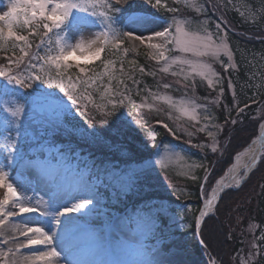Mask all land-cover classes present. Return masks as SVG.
Segmentation results:
<instances>
[{
	"label": "snow or ice",
	"instance_id": "6c2138e0",
	"mask_svg": "<svg viewBox=\"0 0 264 264\" xmlns=\"http://www.w3.org/2000/svg\"><path fill=\"white\" fill-rule=\"evenodd\" d=\"M178 2L179 0H177ZM145 3L152 8L161 6V0H145ZM205 3L213 10L219 8L217 0H205ZM165 7L169 12L180 11L179 7H168L167 5ZM122 10L129 13L127 17L129 22L142 19L143 13L147 11L146 8L137 6L135 0H11L9 10L0 15V22L7 25L8 37L23 41L27 48H31L27 42L28 37L16 35L13 31L14 24L20 20L22 14V24L27 26L29 34L38 35L41 45H49L48 54L44 57H32L28 51L21 49L22 56L16 59L8 57L9 67L0 68V78H3L0 82V137L3 140L0 143V189L3 190V195L0 197V236L8 232L7 238L2 243L12 245V247L7 248L9 254L20 252L22 249L31 251L30 255L24 256V264H94L90 261L68 259L67 255L62 257L61 252L57 251L54 237L56 239L64 237L70 246L78 247L84 237L100 243L105 235V231L96 229L89 219L100 204L97 196L102 181L90 179L93 169L89 168L84 173L82 183L75 184L71 188L60 184L56 174L51 170L58 171L60 166H66L73 150L71 147L65 149L63 145L55 144L54 137L57 132L65 128V116L74 115V106H79L76 109L79 114L85 116L92 123H89L87 127L65 129L66 134H75L84 142L100 147L111 146L109 141L99 134L102 129H95L94 124L111 126L110 122H114L117 126L116 131L119 133L121 121L117 112L120 108L127 107L125 100L128 103L134 102L130 96H124L123 92L104 87L101 96V99L105 100L104 105L93 104V107L100 113V118L97 120L89 111V103L93 101V97L88 93V88L96 85L99 77L89 76L90 69L80 66L79 63L75 64V67L81 75H77L75 78L66 75L65 70L73 67V64L69 62L70 58L75 57L77 60L84 61L99 59L106 47L119 51L126 41H132L133 44L136 42L147 43L155 51L152 58L165 64L169 61V57L165 53L178 50L185 53L195 52L198 56L211 54L217 59L222 55L227 56L228 62L225 64L221 60L220 63L225 70L232 68L233 50L229 47L226 39L228 33L221 25L215 26V36L219 43H216L213 34L205 29L203 37H197L196 45L193 47V40L189 38V34L183 31L175 19L162 30L152 32L149 35L125 31L116 22L117 14L121 13ZM196 11L204 12L205 9L201 6ZM96 25H99L103 30L95 40L86 42L81 39L76 43L69 42L68 34L73 30H82L84 26ZM52 34L56 35L55 40L52 39ZM4 35V29L0 27V38ZM93 44L99 45L94 51L91 50ZM169 45L172 47H168ZM77 52L80 53L79 56H76ZM25 57H27V61ZM33 59L37 62L33 63ZM176 62L173 61V63ZM178 62L181 65L189 63L186 60H179ZM46 66H54L55 74L46 72ZM105 71H107V66H105ZM121 71H123V66H121ZM162 71L168 72V68L163 67ZM180 71L182 72L183 68ZM195 71L196 67L193 66V72ZM149 74L153 75V73ZM178 74L177 72L172 73L173 76ZM199 74L207 78L203 68L200 69ZM212 76L214 79H208L209 86L215 87V83H223V77L218 73L213 71ZM119 83L124 84L122 80ZM133 83H136L134 79ZM9 84L17 85L18 88H9ZM44 85L47 87H42ZM172 86L171 83L163 85L165 89ZM229 86L232 87L231 98L225 96L224 87H221L215 98L199 105L207 113L204 117L206 123L199 128V131L207 134L209 143L197 144L196 146L210 149V152L214 154L219 153L216 157L217 160L225 155L230 156L227 146L218 137L221 133L227 136V127L240 123V118L248 107L247 103L243 108L238 103L233 105L232 102L236 99V86L231 83ZM27 89H33V91L21 92V90ZM124 91H129L127 85H124ZM59 93H64V96H59ZM5 97H15V99H4ZM144 106L143 104L140 105L141 108ZM213 108L220 109L221 117L224 119L223 125L216 123V117L212 112ZM234 112L236 113L235 118H233ZM38 118L43 120L50 130L47 139L42 143L39 142L37 135L25 128L26 121H29L30 124L39 125ZM261 121H264V109H261L259 116L255 119V123L259 125L261 130L257 139L264 149V123ZM128 127L130 128V125ZM163 127L176 135L168 124H164ZM29 142H31V147H27ZM255 142L253 141V144ZM167 147L165 146V151H167ZM248 151L252 153L251 164H255L258 159L264 160V150L259 151V153L252 149ZM241 155L237 154L236 156L238 164ZM208 158L211 159V157ZM152 166L153 162L149 160H146L143 165L144 168ZM218 166L223 167V165ZM195 167L204 169L203 181L199 184L198 190V198L200 195L204 197V208L200 211L198 222L204 223V218L221 200L219 194L224 192L225 187H239L240 182L237 181L235 185L231 183L226 185L225 176L227 174L222 175L219 180L215 179L216 173L212 164L205 166L201 163ZM235 168L236 165H233V168H229L228 172L231 173ZM240 168L241 172L237 175L242 178L243 172L250 168V164H242ZM8 170L35 173L48 185V199L44 200L43 197L34 199L22 194L11 181ZM141 170V168L128 170L125 174L126 183L122 186L123 193L133 189L136 174ZM192 179L197 180L199 178L193 176ZM90 184H94V190L91 193L88 191ZM166 211L167 209L163 205L156 206L148 203L136 209L129 216L122 218L118 227L131 231L133 237L140 233H151L156 228V215ZM216 211L219 209L216 208ZM17 217L46 220L48 231L45 230V227H30L27 224L23 228L12 227L10 221ZM6 226L11 227L12 230L8 231ZM52 227L55 228V232H52ZM108 235L111 237L110 233ZM261 239H264V236ZM201 243L204 241L202 240ZM205 247L207 248V245ZM252 247L255 250L251 252L249 258H241L239 254L236 256V264H253L259 247L255 244ZM147 251L152 256L151 259L133 262V264H161V261L155 258V249H147ZM209 257V264H220V261L211 253H209ZM6 259L4 254L0 253V260ZM7 264H12V261L8 260ZM113 264H119V262H113ZM226 264H232V262L227 261Z\"/></svg>",
	"mask_w": 264,
	"mask_h": 264
},
{
	"label": "rangeland",
	"instance_id": "374dc122",
	"mask_svg": "<svg viewBox=\"0 0 264 264\" xmlns=\"http://www.w3.org/2000/svg\"><path fill=\"white\" fill-rule=\"evenodd\" d=\"M167 1L171 4L167 5L168 7H179L180 11L175 13L169 12L167 8H165V0H161V6H163L162 8L168 12L167 15L160 16L144 12L142 19L135 22H129L127 19L129 14H127L123 19L124 22H121L119 17L117 18V25L125 31H133L136 34L149 35L152 32L162 30L164 27L172 23L173 19H175L183 31L187 32L189 38L193 40V47L196 45V38L203 37L205 29L213 34L214 40H216L215 26L217 24L221 25V27L226 30L220 21L216 20L209 14V6L205 3V0H179L178 3L177 0ZM223 1L228 8L237 10L238 13L245 18L256 16L264 11V0H257V4H253L249 0ZM10 2L11 0H0V15L9 10ZM201 6L204 7L205 11H196V9ZM117 15L120 16V13ZM22 20L23 15L21 14L20 20L13 26L14 33H16V35H24L28 37L27 42L30 45L33 40L39 42L38 35L33 37L28 36L30 35L29 29L22 24ZM0 27L4 29L5 33L4 37L0 38V45L7 46L4 50L10 52L12 48L19 49V54L13 56L11 54L8 57L16 59L22 56L23 52L21 49L28 51L32 57H44L48 54L47 49L49 45H41V42H39L32 50V48L26 47L25 42L17 41L14 37H8L7 25L4 22H0ZM102 30L103 29L99 25L84 26L82 30H73L68 34V39L70 43H76L81 39L86 42H91L96 39ZM52 39H56L55 34H52ZM126 43L127 45L123 44L119 51L106 47L105 52L107 48L111 51L107 58H103V61H101V58L104 57L102 54H105V52L101 53L99 59H92L90 61L77 60L75 57H72L69 62L73 64V67L65 70L66 75L75 78L77 75H81L75 67V64L79 63L80 66L90 69L89 76L99 77L98 83L93 87L88 88V93L93 97V101L89 103V111L97 120L100 118V113L93 107V104L104 105L105 100L101 99L104 87L116 89L119 92H123L124 96L131 97V100L134 103H128V101L125 100L127 107H122L117 112V116L121 121V131L119 133L116 131L117 126L114 122H110L111 126L94 124L95 129H102L99 134L102 135L105 140L109 141L111 146L100 147L84 142L75 134H66L65 129H74L81 126L87 127L89 123H92L85 116L79 114V111L76 110L79 106H74V115L65 116V128H62L56 133L54 140L60 136L59 138L67 140L64 141L65 144L73 146V149H78L85 157L88 152L95 154V151L100 152L103 150L110 157L115 155L122 160L125 158L128 159L129 157L133 158L135 153L147 155L137 157L135 160L130 158L125 162L122 161L123 163L116 160L114 163H111L115 168L109 172L108 178L97 177L91 173L90 179L93 181L100 180L102 181V184L100 186L99 195L97 196L100 204L89 219L90 223L96 229L105 231L104 238L99 243L91 238L84 237L78 247H72L67 243L64 237L60 240L54 237L57 251L61 252L62 257L67 255L68 259L78 260V257H71L66 253V249H78L83 254L84 261L94 262V264H113V262H119V264H133V262L151 259L152 256L147 249H155V258L162 260L167 264H209L210 252L205 248L204 251L200 252L195 247L186 244L182 246L172 245L170 250L162 249L163 241L171 239L174 236H172V234H170L171 236L169 235L170 237L164 236L163 232L158 228L159 221L157 217L154 232L147 234L140 233L135 237H133L131 231L120 229L118 225L122 218L129 216L135 211L130 206L127 207V209H121L126 200L146 195L150 190L153 192L160 190L164 195L169 196L173 194L185 199H190L195 196L194 181L202 183L204 176V169L197 168L195 165L203 163L205 166H208L213 163L212 158L215 157V155H219V153H211L210 149H203L196 146L197 144L205 145L209 143L207 134L199 131V128L205 125L206 121L204 117L207 115L199 105L205 104L208 100L215 98L221 87H224L225 96L228 94L229 96H232V87H230L229 84H234V81L230 76L231 74H229V71H235L237 68V64L234 60V53L231 60L232 68L225 70L220 61L222 60L226 64L228 62L227 56L222 55L217 59L211 54L198 56L195 52L185 53L174 50L165 53L169 57L168 63L165 64L162 61H157L152 58L155 51L151 49L147 43L141 44L136 42L133 44L132 41H126ZM216 43H219V40H216ZM228 45L231 48L229 42ZM98 46V44H93L91 50L94 51ZM126 46L131 47L134 51H141L142 49L147 51V55H149L148 57L156 62V65H154L152 69H146L149 73H153V75H150L153 79L149 82L145 80L142 86H140L138 80L134 84L133 81L132 83H128L121 78L122 71L119 68V58L122 55L125 56V50H127ZM168 47L172 46L169 45ZM79 55L80 53L77 52L76 56ZM8 57L3 58L0 54V68L6 69L9 67L7 62ZM25 60L27 61V57H25ZM179 60H186L189 63L181 65L178 62ZM173 61L177 62L173 63ZM32 62L36 63L37 61L33 59ZM105 66H107V71H105ZM193 66L196 67L195 72H193ZM163 67H167L168 72H163ZM181 68H183L182 72L180 71ZM201 68H203L207 78L199 74ZM45 71L53 75L55 74L54 66H46ZM213 71L223 77V83H215V87L208 85V79H214L212 76ZM173 72L179 74L173 76ZM254 74L253 81H251L250 84L252 85V89L256 90L264 85V72L258 71V74ZM226 77L227 80L225 79ZM2 80L3 78H0V82H2ZM121 80L124 84L119 83ZM165 83H171L173 86L165 89L163 87ZM124 85H127L129 91H124ZM8 87L18 88L17 85L11 84H9ZM42 87L46 88L47 86L44 85ZM32 91L33 89L21 90V92ZM50 91L58 92L59 90ZM59 96L63 97L64 93H59ZM4 99H15V97H5ZM225 103H227V100H225ZM235 103L233 105H235ZM141 104L145 106L141 108ZM261 109H264V100L259 104V107L252 115L258 117ZM218 110L219 108H213L212 112L216 117V123L218 125H223L224 120L220 117V114H218ZM38 121L39 125L30 124L29 121H26L25 128L37 135L42 142L47 139L50 130L43 120L38 118ZM164 124H168L169 128H172L176 135H173L167 128H164ZM129 125L130 128L128 127ZM155 126L162 128L167 136L166 138L169 137L165 141H159L156 147L154 145L156 137ZM230 126L227 127L228 135L231 129ZM73 136L76 137L78 143L71 139ZM126 136L128 138L127 142L125 141ZM227 136H224L223 133H221L218 137L222 139L225 146L229 140ZM179 137L182 138L181 140L186 142L187 145L189 144L191 148L183 146V144H180L178 141L176 142ZM2 142V137H0V143ZM30 146H32L31 142H29L27 147ZM165 146H168L167 151H165ZM208 157H211V159ZM146 160L152 161L153 166L150 168H144L143 165ZM230 165L225 169V172L222 175L227 172ZM212 166L215 173L220 169V166L218 167V165L216 166L212 164ZM130 168H141L142 170L136 174L135 186L133 189L127 193H123L122 186L126 183L125 174ZM88 169L89 166L83 162V157L79 153H76L74 157L69 158L66 166H60L58 171H51L56 174L57 180L60 184L71 188L75 184L84 181V173ZM8 171L10 172L11 181L22 194L28 197H33L34 199H39L40 197H43L44 200L48 199V185H46V183L35 173L20 170ZM193 176H196L199 179L193 180ZM220 177L218 176L215 179L219 180ZM263 184L264 170L262 173L258 174L257 178H255L254 186L250 188L251 193L255 194V191H259ZM93 190L94 184L88 185V191L91 193ZM2 195L3 190L0 189V197H2ZM202 198L203 202L204 197ZM72 202L74 203L75 201L73 200ZM164 203L169 204L167 201ZM236 203V207H241V210L238 213L242 214H239L235 226L232 227L233 235L235 236L234 238H231L234 242L239 239L241 244H239L234 252H228V256H230L229 260L232 264H236L235 258L238 254L241 258H249L251 252L255 250L252 247V245L255 244L259 247V250L256 252L253 264H260L258 262L259 257L264 255V239H261V237L264 236V233L262 230L260 232L257 231L259 225L254 218L249 217V215L245 217L249 211L245 204L243 205L240 199ZM192 205L195 206L196 203H176L175 206L177 208L183 209L180 213H177L175 210H168L170 206L164 205L165 208L168 207L165 213L169 217V222L170 224H173L174 228H182L188 225L192 216L191 212L194 209ZM53 208H55V205H53ZM215 209L212 211V214ZM25 224L30 227H45V230L48 231V227L46 226L47 221L39 218L33 220L17 217L10 221L12 227L23 228ZM6 228H8V231L12 230L9 226H6ZM201 229L199 231L196 229L195 237L198 238L200 246L205 247V242H200V240H202ZM55 231V228L52 227V232ZM108 233L111 234V237ZM7 236L8 232H5L3 236H0V253H3L7 258L6 260H0V264H7L8 260L12 261V264H24V256H27L31 251L29 249H22L20 252L14 254L7 253V248L12 247L11 244L4 245L2 243ZM259 240L262 242H259ZM218 253L223 260L224 257H222L219 251ZM262 264H264V262H262Z\"/></svg>",
	"mask_w": 264,
	"mask_h": 264
},
{
	"label": "trees",
	"instance_id": "16d2710c",
	"mask_svg": "<svg viewBox=\"0 0 264 264\" xmlns=\"http://www.w3.org/2000/svg\"><path fill=\"white\" fill-rule=\"evenodd\" d=\"M249 1H251L253 4H257V0ZM165 2V5H171L167 0H165ZM217 3L219 5L218 10H213L208 5L210 11L209 14L212 15L216 20L220 21V23L226 28V31L228 33L227 39L230 43L231 49L233 50L234 60L237 64V68L235 71H229V74H231L230 76L232 77L234 84L236 85V103L235 100L232 103H238L242 108L244 107L245 103H247L248 105L240 118L241 122L237 125L230 126V133L227 136L229 140L226 145L230 156L225 155L220 160L216 159V155L212 158V164L216 166L223 165V167H220V169H218L216 172V177H220L225 172V169L232 163L233 156L237 152L241 151L242 148H244L250 142H252V140L256 138L258 134L259 125L255 123V119L257 117L252 114H254L256 109L259 107V104H261V102L264 100V85L259 89L253 90L250 82L253 81V75H255L254 73L258 74V71L264 72V11H262L261 14H257L256 16L245 18L240 15L237 10L228 8L223 0H217ZM135 4L137 6L146 8V12L149 14L151 13L160 16L168 14V12L164 10V8H162L163 6L158 7L157 9L159 10H157L149 5H146L145 0H135ZM127 14H129L127 11L122 10L120 16L117 15V18L119 17L120 21L124 22L123 19ZM28 36L33 37V35ZM39 42H37V40L31 41L32 50L38 45ZM124 45H127V43L125 42ZM126 47L127 52L125 56L122 55L119 58V68L121 69V66H123L121 78L128 83H132L133 79L135 81L138 80L140 86H142L145 80H147L148 82L151 81L153 78L152 76H150L149 71L147 70L152 69V67L156 65V62L148 57L149 55H147V51H144L143 49L141 51H134L131 47ZM6 48V45H0V54L3 58L8 57L11 54L12 56L19 54V49L12 48L10 53L9 51L4 50ZM110 51L111 50H109L108 48L106 49V52L104 51L105 54H102V56L104 57L101 58V61L104 60L103 58H107L109 56ZM141 69H143V71H141ZM225 79L227 80V77ZM226 96L228 98H231L229 94ZM218 114H220V109L218 110ZM235 116L236 113L234 112L233 118H235ZM155 127L156 137L154 145L156 147L159 141H165L169 137L166 138L167 136L162 128L158 126ZM59 137L54 140L55 144L63 145L65 149L71 147L73 151L70 153V156L79 153L83 157V162L87 166H89V168L93 169L92 173L101 178L109 177V172H111L115 168V166L111 163H114L116 160H118L120 163H123L122 161L125 162L130 158L135 160V158L137 157L147 155L135 153V156H133V158L129 157L128 159L125 158L124 160H122L117 158L113 154V157H110L103 150L100 152L95 151V154H91L88 152L85 157L78 149H73V146L65 144L64 141L67 140ZM71 139L78 143L76 137L73 136V138ZM181 139L182 138L179 137L176 142L178 141L180 144H183V146L191 148L189 144L187 145L186 142L182 141ZM125 141H128L127 136ZM39 142L41 143V141ZM263 170L264 160H261L258 167L254 169V172L251 173L249 178L245 183H243L240 188L229 189L223 194V197L218 202L219 204L217 206L219 211H216L215 209L213 214L205 219V222L202 224L201 236L202 240L205 242V245H207V248L201 247L198 238L195 237L197 229V214L202 207L203 200L202 195H200L198 198L200 183H197L196 181H194L195 184H193L195 186V198L193 197L190 199H185L181 198V196L179 197L173 194L167 196L164 195L160 190L156 192L150 190L146 195L137 196V198H133L131 200L129 198L122 205L121 209H127V207L130 206L133 208V210H136L148 203H151L156 206L169 205V209L168 207L166 209L172 211L175 210L177 213H180L183 209L177 208L175 206L176 203H196L195 206L192 205L194 209L191 212L192 216L190 222L187 226H184L182 228H174L173 224H170L169 217L165 212L158 213L156 215L159 221L158 228L163 232L164 236H169L170 234L174 236L171 239L163 241L162 249L170 250L172 245L182 246L186 244L190 245L191 247H195L200 252L204 251L205 248L208 249V251L213 256L217 257L221 264H226L227 261H230L228 252H234L239 244H241V241L239 239L235 240V242L232 239L235 236L233 235L232 227L235 226V222L239 214H242L238 213L240 212L241 207L235 206L237 204L236 202L239 199L242 204H245V206L249 210L245 217L249 215V217L254 218V220L257 221L259 225L257 231L260 232L262 230V232L264 233V184L260 188V192L257 190L255 191V194H252L250 191V188L254 186L255 178H257L258 174L262 173ZM165 201H167V203L169 204L164 203ZM259 242L262 241L259 240ZM217 250L221 253L222 257H224L223 260L219 256ZM258 262L260 264L264 262V255H261V257H259Z\"/></svg>",
	"mask_w": 264,
	"mask_h": 264
},
{
	"label": "bare ground",
	"instance_id": "6f19581e",
	"mask_svg": "<svg viewBox=\"0 0 264 264\" xmlns=\"http://www.w3.org/2000/svg\"><path fill=\"white\" fill-rule=\"evenodd\" d=\"M262 123H264V121H262ZM260 133H261V130H260ZM259 136V135H258ZM257 136V137H258ZM257 137L254 139V140H252V142L251 143H249L247 146H245L243 149H242V151H240V152H238V153H236L235 155H234V157H233V161H232V164L230 165V167L229 168H233V165H236V168L231 172V173H229L228 172V169H227V172L225 173V174H227L226 176H225V184L227 185V184H229V183H231V184H233V185H235L236 183H237V181H239V182H241V179L243 178V175L245 174V172H247V171H244L243 172V174H242V178H241V176H239V175H237V173H240L241 172V168H240V165H242V164H245V163H248V164H250V167H251V155H252V153L250 152V151H248L249 149H252L253 151H256L257 153H259V151H260V148H259V146H260V141L257 139ZM253 141H256L255 142V144H253ZM237 154H242L241 155V157H240V162H239V164H238V162H237V160H236V156H237ZM224 174V175H225ZM233 177H235V179H233ZM211 212V211H210ZM62 237H60L58 240H60ZM67 250V252L66 253H68L71 257H73V256H76V257H78V260H82V261H84L83 259H84V256H83V254L81 253V251L80 250H78V249H74V248H70V249H66ZM31 254V252H29L27 255H30ZM159 261H161V264H167L166 262H164V261H162V260H159Z\"/></svg>",
	"mask_w": 264,
	"mask_h": 264
},
{
	"label": "water",
	"instance_id": "95a60500",
	"mask_svg": "<svg viewBox=\"0 0 264 264\" xmlns=\"http://www.w3.org/2000/svg\"><path fill=\"white\" fill-rule=\"evenodd\" d=\"M261 133H260V129H259V134L258 135H260ZM259 148H260V151L261 150H263L262 149V146H261V142H260V146H259ZM261 160L260 159H258L257 160V162L255 163V164H252L251 165V167L247 170V172H245V174L243 175V178L241 179V182H240V186L239 187H241L242 185H243V183L245 182V180L249 177V175L253 172V169H255L257 166H258V164H259V162H260ZM239 187H235V186H233V187H231V188H228V187H225V189H224V192L225 191H227L228 189H233V188H239ZM224 192H221L219 195L221 196V198H222V195L224 194ZM217 204H218V202H217ZM217 204L214 206V208H213V210L215 209V207L217 206ZM204 208V203H203V206H202V209ZM201 209V210H202ZM200 210V211H201ZM212 210V211H213ZM212 211L211 212H209L208 213V215L209 214H211L212 213ZM198 215V217H197V224H196V226H197V229H198V231L202 228V223H199L198 222V219H199V217H200V212L197 214ZM206 218V217H205ZM205 218H204V220H205ZM202 240H200V242H201Z\"/></svg>",
	"mask_w": 264,
	"mask_h": 264
}]
</instances>
